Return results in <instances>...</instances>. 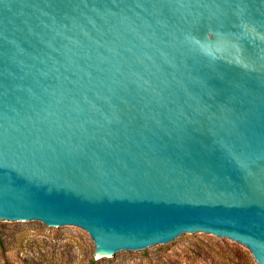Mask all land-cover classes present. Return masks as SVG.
Listing matches in <instances>:
<instances>
[{"label": "water", "instance_id": "1", "mask_svg": "<svg viewBox=\"0 0 264 264\" xmlns=\"http://www.w3.org/2000/svg\"><path fill=\"white\" fill-rule=\"evenodd\" d=\"M0 218L264 264V0H0Z\"/></svg>", "mask_w": 264, "mask_h": 264}, {"label": "rangeland", "instance_id": "2", "mask_svg": "<svg viewBox=\"0 0 264 264\" xmlns=\"http://www.w3.org/2000/svg\"><path fill=\"white\" fill-rule=\"evenodd\" d=\"M88 232L51 229L47 224L12 225L0 218V264H102ZM112 264H258L242 244L184 238L176 247L149 254L130 252Z\"/></svg>", "mask_w": 264, "mask_h": 264}, {"label": "trees", "instance_id": "3", "mask_svg": "<svg viewBox=\"0 0 264 264\" xmlns=\"http://www.w3.org/2000/svg\"><path fill=\"white\" fill-rule=\"evenodd\" d=\"M92 264H96V262H93Z\"/></svg>", "mask_w": 264, "mask_h": 264}]
</instances>
